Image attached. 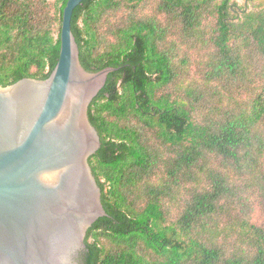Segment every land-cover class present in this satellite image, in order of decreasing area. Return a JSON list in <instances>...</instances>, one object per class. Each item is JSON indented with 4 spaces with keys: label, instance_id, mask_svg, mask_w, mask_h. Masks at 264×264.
Listing matches in <instances>:
<instances>
[{
    "label": "trees",
    "instance_id": "16d2710c",
    "mask_svg": "<svg viewBox=\"0 0 264 264\" xmlns=\"http://www.w3.org/2000/svg\"><path fill=\"white\" fill-rule=\"evenodd\" d=\"M66 2L0 0L1 87L49 77ZM250 2L74 9L81 66L118 69L87 109L100 140L88 164L107 216L87 230L77 264H264V225L249 222L244 197L256 186L264 208V0ZM188 44L209 53L198 79Z\"/></svg>",
    "mask_w": 264,
    "mask_h": 264
},
{
    "label": "water",
    "instance_id": "95a60500",
    "mask_svg": "<svg viewBox=\"0 0 264 264\" xmlns=\"http://www.w3.org/2000/svg\"><path fill=\"white\" fill-rule=\"evenodd\" d=\"M62 12L57 63L45 80L0 86V264H77L87 230L107 216L88 159L100 146L87 109L116 68L87 72Z\"/></svg>",
    "mask_w": 264,
    "mask_h": 264
},
{
    "label": "rangeland",
    "instance_id": "374dc122",
    "mask_svg": "<svg viewBox=\"0 0 264 264\" xmlns=\"http://www.w3.org/2000/svg\"><path fill=\"white\" fill-rule=\"evenodd\" d=\"M240 6H245L247 10H251L254 7H257V2L251 3L250 0H233ZM254 4V5H253ZM154 5H148L145 7V9L142 11V15H150L153 12ZM116 21L115 19L111 18L109 23H113ZM183 50L187 51L188 56L190 57L191 61V69L189 72V78L198 79V65L197 63L207 60L209 53L207 51H198L197 48H193V46H190L189 44L186 46H183ZM244 98V96H243ZM244 197L246 198V208L245 210L249 212V222L256 223L257 225L262 224L264 225V208L261 205L262 201L260 202V198L257 192V187L254 186L252 188H249L245 190ZM248 206L250 208H248ZM182 207L179 202H172L171 203V212L172 217L176 218L178 214L181 212ZM248 218V217H247Z\"/></svg>",
    "mask_w": 264,
    "mask_h": 264
}]
</instances>
